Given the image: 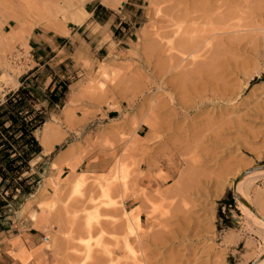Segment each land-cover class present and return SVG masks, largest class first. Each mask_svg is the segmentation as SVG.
<instances>
[{"label":"rangeland","instance_id":"rangeland-1","mask_svg":"<svg viewBox=\"0 0 264 264\" xmlns=\"http://www.w3.org/2000/svg\"><path fill=\"white\" fill-rule=\"evenodd\" d=\"M59 1L63 15L58 19L40 0H0V40L10 32L0 42L3 91L15 89L33 65L27 45L33 28L64 33L66 25L81 24L87 16L88 0ZM99 1L116 10L123 0ZM172 1L140 0L144 15L128 44L109 41L107 54L94 66L84 59L64 66L69 90L81 92L72 91L60 115L55 108L45 121L54 129V142L64 130L73 132L76 142L68 147H74V155L57 169L46 158L33 157L21 177L28 176L26 184L38 179L39 189L5 206L6 227L14 219L27 231L32 220L40 232L33 242L8 239L14 258L24 250L22 263L251 264L259 256L262 232L240 208L235 185L247 172L264 169V0H237L238 7L225 0L232 4L227 10L237 16L234 21L241 22L237 45L216 44L222 48L217 49L220 67L208 72L194 77L165 72L170 85L162 87L165 55L155 28L172 15ZM206 1L213 6L224 0ZM84 102L96 105L100 115L96 160L107 164L96 174L81 165L79 129L86 112L79 104ZM107 110L115 115L103 123ZM40 135L38 127V141ZM47 176L52 184L41 191ZM73 179L81 183L78 192ZM242 190L243 199L259 210L264 176L249 179ZM157 191L164 194L158 200Z\"/></svg>","mask_w":264,"mask_h":264},{"label":"crops","instance_id":"crops-1","mask_svg":"<svg viewBox=\"0 0 264 264\" xmlns=\"http://www.w3.org/2000/svg\"><path fill=\"white\" fill-rule=\"evenodd\" d=\"M140 0H123L114 10L112 7L104 5L99 0H88L84 3L83 8L87 12V16L81 24L66 25V31L55 32L52 30H42L33 28L27 37V45L29 48V56L33 65L28 72L18 81V86L29 87L36 92L47 90L53 91V95L58 96L62 92V85L66 86L62 97L58 98L59 103H49L51 107L47 108L48 101L44 99L41 102L34 103L35 107H43L46 118L49 112H54L57 108L64 106L70 100L72 91L76 92V96L80 94L81 89L69 90L70 81H68V69L64 66H74L76 60L82 59L90 62L93 66L98 58L105 56L109 50V41L114 45L128 44L132 40L136 26L140 24L143 11L139 4ZM115 32V35L113 34ZM79 110L86 112L85 120L80 126V148L84 150L85 157L81 160V165L86 171L98 172L101 164L106 165V161L96 160V130L100 125V115L96 112V105L87 102L79 104ZM115 110H107L102 118L103 123H107L114 118ZM58 115V116H59ZM76 116H79L75 114ZM80 117V116H79ZM47 122V121H46ZM65 131L64 136L58 142H53L50 150L43 152V147L39 144L40 150L35 156L46 158L48 165L54 161L60 153L68 150L71 144L76 142L75 135L71 131ZM141 137L140 135H138ZM36 138V137H35ZM69 139L64 146L58 147L60 143ZM37 139V138H36ZM72 139V140H70ZM38 141V140H37ZM74 152V147L72 146ZM34 156V157H35ZM50 167V166H48ZM39 182V181H38ZM39 189L38 183L35 193ZM5 216L0 218V264H24L22 260L24 250L21 248L14 252L18 258H14L10 253L11 248L8 239L13 236L27 237L33 242L40 236L37 228L32 226V220H29L28 230H20L23 227L22 222L11 220L12 224L8 225L17 229L15 233H9L5 226ZM22 227V228H21ZM26 264H34L30 259Z\"/></svg>","mask_w":264,"mask_h":264},{"label":"bare ground","instance_id":"bare-ground-1","mask_svg":"<svg viewBox=\"0 0 264 264\" xmlns=\"http://www.w3.org/2000/svg\"><path fill=\"white\" fill-rule=\"evenodd\" d=\"M40 1L43 5V8L45 9V12L48 15H50L52 18L59 19L62 17L63 12H62L61 5H60L61 1L59 0H55L54 2H52L53 0H51V2L48 0L47 1L40 0ZM173 1L174 2L176 1V2L173 3ZM173 1H172L173 4L171 3V5H169L168 8H172V5H175V7L172 8V10L174 9L175 11L173 10L172 15L165 18L164 21L161 22L162 25H159L158 30L157 28H155L156 37L158 41L160 42L159 48L161 47L159 49V52L165 55V63L162 64V68H164L163 69L164 71H162L163 72L162 76H166V77L161 78V81H158L161 83L162 87H167L168 84L170 85L169 76H167L165 72H169L172 70L173 71L180 70L179 72L181 74L180 75L181 77H191V76L194 77V75H198L201 71L208 72L210 70H213L214 67H220L218 66L219 63L217 61V58H218L217 56H220L222 50L220 54L218 51H220V49L222 48L218 46L220 47V49L217 51L218 47L215 48L216 44L221 45L228 41L236 42L240 38L239 34L241 33L240 29L238 28L241 25V22L239 21L240 19L238 21H234L237 18V16L235 15L233 16L229 14L227 10L228 6L229 7L232 6L231 2L233 3L234 6L240 5L241 3L238 2L237 0H231L229 4H227L228 2L225 3V0L223 2L220 0L221 1V2L219 1L221 3L220 5L215 4L213 6H212L213 3L209 4L210 2L208 3L206 0L204 1L207 3L203 2L202 0H198V2H196L197 0H195L196 3H193L191 0L192 4L190 6L188 5L189 2H187V0H173ZM236 1L238 3H236ZM222 5L224 7L219 9ZM251 25H253V23ZM148 26H151V25H148ZM152 28L153 27H151V29ZM7 34L9 35L10 32H7ZM8 35H6V37L3 38V40H0V42L2 43L3 41L5 42V40L9 38ZM6 42H9V39ZM229 45H231V43H229ZM236 45H237V42H236ZM203 96H201V98ZM55 135L56 134L54 132L53 127L48 122H45L43 126L41 127V135L39 138V142L41 146L43 147V152H47L48 150H50L52 143L56 141L57 139ZM73 155L74 153H73L72 147L69 148L68 150H65L64 152L60 153V155L54 161L51 162V168L57 169L59 166L58 162H61V161L67 162V160L73 157ZM114 164L118 165L120 163L118 164L114 163ZM256 176L263 177L264 169L262 168L254 169V170L247 172L245 176L240 181H238V183H236L235 186H236V195L238 199L242 201L240 202L241 204L240 208H242L243 212H245L258 225L259 227L258 229H260V231L262 232L260 235L263 241L262 242L263 245H261L262 249L257 259L252 261L251 264H264V215H263L264 204L262 201L256 200V202L259 201L257 202L259 204V210L253 209V207L249 204L250 202L248 200H247L248 202L245 201L246 198L243 199V197L245 196L247 197V195L243 191L244 189L242 190V187L246 186L249 179H253ZM52 179H53L52 176H47L45 178V182H44L43 188H41V191H46L47 185L49 186L52 184ZM73 180L76 181L75 188L74 187L73 188L75 189L76 192H78L80 190L81 183L77 181L76 179H73ZM177 183H179V180ZM255 190L256 188L253 189L252 192L256 193ZM155 193H154L155 199L156 197H158L159 199L162 195H164L160 191H157ZM154 194L150 196L151 199ZM256 198L258 197L256 196ZM132 214L133 212L129 215L130 216L129 218H132L131 217Z\"/></svg>","mask_w":264,"mask_h":264},{"label":"trees","instance_id":"trees-1","mask_svg":"<svg viewBox=\"0 0 264 264\" xmlns=\"http://www.w3.org/2000/svg\"><path fill=\"white\" fill-rule=\"evenodd\" d=\"M56 86L51 92L39 93L29 87L17 86L0 103V218L5 216L7 204H15L37 186L38 179L26 184L28 176L21 177L28 170V162L31 163L40 150L34 131L46 122L45 110L35 107L34 103L47 99V108L51 107V102L59 103L58 98L62 97L66 86L61 84L62 92L55 96Z\"/></svg>","mask_w":264,"mask_h":264},{"label":"built area","instance_id":"built-area-1","mask_svg":"<svg viewBox=\"0 0 264 264\" xmlns=\"http://www.w3.org/2000/svg\"><path fill=\"white\" fill-rule=\"evenodd\" d=\"M13 90H14V89H13ZM10 91H12V90L9 89V88H8L6 91H3V87L0 88V103L3 102L5 95H6L8 92H10Z\"/></svg>","mask_w":264,"mask_h":264}]
</instances>
